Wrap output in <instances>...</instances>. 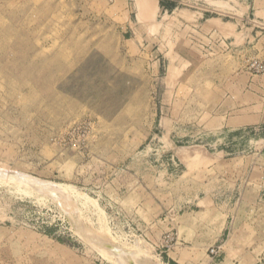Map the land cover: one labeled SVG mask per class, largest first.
<instances>
[{"label":"rangeland","instance_id":"374dc122","mask_svg":"<svg viewBox=\"0 0 264 264\" xmlns=\"http://www.w3.org/2000/svg\"><path fill=\"white\" fill-rule=\"evenodd\" d=\"M0 264H264V0H0Z\"/></svg>","mask_w":264,"mask_h":264},{"label":"bare ground","instance_id":"6f19581e","mask_svg":"<svg viewBox=\"0 0 264 264\" xmlns=\"http://www.w3.org/2000/svg\"><path fill=\"white\" fill-rule=\"evenodd\" d=\"M154 3H155V2H154ZM154 3H153V4H154ZM153 6H154V5H153ZM119 254H120V251L117 253V255L119 256ZM122 258H123V257H122Z\"/></svg>","mask_w":264,"mask_h":264}]
</instances>
